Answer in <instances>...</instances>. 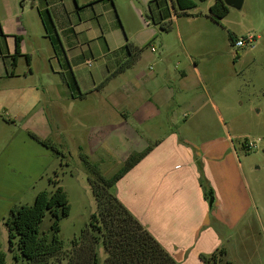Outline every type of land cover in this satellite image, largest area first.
Segmentation results:
<instances>
[{"label": "rangeland", "instance_id": "1", "mask_svg": "<svg viewBox=\"0 0 264 264\" xmlns=\"http://www.w3.org/2000/svg\"><path fill=\"white\" fill-rule=\"evenodd\" d=\"M154 1L0 0V57L12 63L14 37L6 35L10 33L23 38L22 49L29 55L28 62L21 54L15 67L7 66L19 78L0 80V157L11 140L22 148L23 156L26 151L29 157L22 170L16 164L6 167L18 189L11 195H0V204L9 208L0 214V249L7 255V262L16 264L8 252L4 226L10 209L31 205L38 192H52L61 186L69 212L60 220L59 238L63 251H69L73 239L81 236L96 211L88 182L91 173L79 154L87 155L104 177H110L132 153L152 147L146 141L151 133L168 134L165 124L171 121L175 125L171 130L189 138L199 152L212 140L227 141L237 166L242 168L237 173L238 190L249 186L252 195L251 206L238 224L213 228L220 240L215 263L264 264V0H243L239 9L228 7V14L219 23L209 17V7L216 0H193L196 7L180 16L174 15L170 0H162L161 11ZM168 21L172 22L170 30H162L161 24ZM229 34L237 39L248 35L255 39L250 46L236 48ZM127 42L142 49L131 67L117 73L128 56ZM189 57L200 62L203 87L189 86L188 92L180 94L175 85L171 95L192 102L207 93L219 111L172 110L173 115L161 113L156 120L164 125L158 131L137 128L124 115V107L117 106L120 102L114 100L115 96L132 90L129 82L133 83L138 72L147 75L168 68L178 75L177 68L183 67ZM76 79L82 80L83 87L94 82L93 93L98 97L77 104L79 121L72 119L74 109L69 105L70 95L78 92ZM158 86L147 79L136 85L155 108ZM89 102L96 111L87 117L86 124L85 104ZM101 106L107 111L108 128L100 129ZM123 119L127 123L118 125ZM30 133L50 139L63 156L40 146ZM244 142L254 147L248 149ZM14 151L15 145L11 153ZM196 166L199 187L205 195L213 194L202 161ZM207 202L211 206V201ZM209 215L210 226H215L211 211ZM50 226L51 217L46 213L39 233L49 236ZM99 253L103 260L105 254L102 250ZM198 254V258H209L208 264H213L211 254Z\"/></svg>", "mask_w": 264, "mask_h": 264}, {"label": "crops", "instance_id": "2", "mask_svg": "<svg viewBox=\"0 0 264 264\" xmlns=\"http://www.w3.org/2000/svg\"><path fill=\"white\" fill-rule=\"evenodd\" d=\"M178 22L179 19L176 18L177 27ZM6 35L14 37L13 33ZM23 41L21 38L20 51L21 54L27 55L22 49ZM7 53L10 55L9 51ZM3 58L0 57V80L13 81L19 78L14 70H8V64L12 66L10 60ZM189 58L183 67L177 68L178 75L172 74L168 68L149 72L147 75L136 73L132 78L133 83L129 82L132 90L118 93L115 99L113 98L120 102L117 106L124 107V115L128 117L127 119H132L137 128L143 127L147 132L158 131L159 126L164 125L156 123V120L161 113L173 115L170 113L173 112L172 110L189 108L193 113L219 111L214 99L205 92V95H200L192 102L171 95V87L174 88L175 85H178L180 94L188 92L189 86L193 89L203 87L204 79L199 68L200 62ZM143 79H147L148 83L159 84V90L155 93L157 108L145 100L136 87ZM76 81L78 92L70 95L69 105L70 109H74V113L72 111L71 114L72 119L79 121L81 114L77 112L81 110L75 111L77 104L87 102L92 96L97 99L98 97L93 93L96 87L94 82L89 87H83L82 80L76 79ZM108 97H106L107 101H109ZM91 104L92 102L85 104L86 124L87 117L91 118L92 112L96 111ZM174 107L176 108L173 109ZM99 112L102 125L100 129L108 128L107 111L101 106ZM219 119L222 120L221 117ZM126 121L128 120L123 119L118 125H123L127 123ZM89 124L92 130L93 126ZM165 125L170 132L161 136L153 133L149 135L146 141L152 146L150 151L116 183L113 192L177 264H208L198 258L199 252L211 254L213 264H216V251L220 240L213 228H221L222 225L232 228L239 223L251 206L252 195L249 186L245 185V188L238 190L237 173L242 168L239 164L237 166L236 158L231 154L227 141L212 140L205 144L206 146L203 145L205 147L199 152L196 150L197 147L191 146L189 138L181 136L179 130L177 132L180 134L171 130L175 126L171 121ZM95 127L99 128L98 125ZM85 128L87 129L88 125ZM14 145L15 151L11 153ZM2 149L5 151L0 157V195H11L18 188L14 187L12 176L7 173L6 167L11 168L16 164L22 170L27 166L29 157L26 151L23 156L22 148L12 140ZM206 157H209L207 163ZM198 161H202L203 173L213 189L211 206L208 205V199L198 185L199 168L196 166ZM8 209L7 204H0V214L3 215ZM210 211L216 222L215 226H210ZM221 250L225 253L223 249ZM206 260L209 261V258Z\"/></svg>", "mask_w": 264, "mask_h": 264}, {"label": "trees", "instance_id": "3", "mask_svg": "<svg viewBox=\"0 0 264 264\" xmlns=\"http://www.w3.org/2000/svg\"><path fill=\"white\" fill-rule=\"evenodd\" d=\"M154 2L161 11L162 0ZM170 2L175 16L187 14L188 10L196 7L193 0H170ZM228 11L223 0H216L209 7V17L213 22L219 23ZM159 14L162 19L161 13ZM171 24V21L164 22L161 24V29L168 31ZM228 36L231 44L234 45L237 38L231 34ZM20 43L21 38L14 36V53L11 56L13 67L16 66L17 57L21 55ZM126 49L128 56L117 69V73L131 67L142 48L127 42ZM25 57L28 62L29 55ZM29 136L58 157L63 156L59 147L50 139L40 138L33 133ZM149 151L150 147L132 153L126 159L124 166L110 177H104L87 155L79 154L91 173L88 182L96 200V211L91 215L81 236L73 239L72 248L67 252L63 251V242L59 238L60 220L69 212L66 192L61 186H56L52 192L45 190L38 192L31 205L10 209L4 219V226L12 261L16 264H177L113 192L116 183ZM54 185H57V181ZM205 196L212 203V193ZM46 213L51 217L49 236L39 233V226ZM99 250L105 254L103 260L100 258ZM220 253L224 254L222 250ZM200 259L208 262L206 257L201 256ZM0 264H12L7 262V255L1 249Z\"/></svg>", "mask_w": 264, "mask_h": 264}, {"label": "built area", "instance_id": "4", "mask_svg": "<svg viewBox=\"0 0 264 264\" xmlns=\"http://www.w3.org/2000/svg\"><path fill=\"white\" fill-rule=\"evenodd\" d=\"M254 39H255V37L252 35H248V36L241 38V39H236V41L234 42V46L236 48H242L245 46H250L254 42ZM151 50L154 51V48L151 47ZM243 146L248 148V149H250L251 147H254V145L252 143H247V142H244Z\"/></svg>", "mask_w": 264, "mask_h": 264}, {"label": "water", "instance_id": "5", "mask_svg": "<svg viewBox=\"0 0 264 264\" xmlns=\"http://www.w3.org/2000/svg\"><path fill=\"white\" fill-rule=\"evenodd\" d=\"M243 0H223V3L227 7H233L236 9L241 8Z\"/></svg>", "mask_w": 264, "mask_h": 264}]
</instances>
